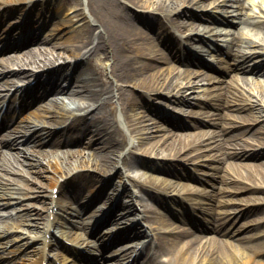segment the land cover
<instances>
[{
  "label": "bare ground",
  "instance_id": "obj_1",
  "mask_svg": "<svg viewBox=\"0 0 264 264\" xmlns=\"http://www.w3.org/2000/svg\"><path fill=\"white\" fill-rule=\"evenodd\" d=\"M5 0H0V3ZM22 1V0H20ZM130 4L137 7H143L147 10L154 7L157 11H160L162 13V17L154 12H148V16L144 17V12L141 13V20H145L146 18L155 19L162 21L163 23H167V21L171 22L172 24H177V26H185L187 27V23H183L185 19L183 17L190 18V28L195 29L197 25L200 23V21L204 18V15L207 16V13H197L194 12L191 7H178L183 4H188L193 6L195 3H199L202 0H158L156 3L150 2V0H127ZM150 2V3H149ZM156 4V5H155ZM155 5V6H153ZM205 6V5H204ZM131 6H128L127 3L123 2L122 0H90V13H92L91 17L92 19L89 20L90 26L89 31L95 32V35L97 37V43L95 46V50L99 53H103L105 56H110L113 59L112 64V74L117 76L118 79L123 80V82L126 84H133L135 87L139 86L140 88L143 87L146 90H155V92H159V88L168 89L170 90L174 86L173 77H170V73H173L172 68L168 67L165 72L161 71V67L157 66L155 64V61H159L162 63H165L169 61V59L166 56H159L160 49L158 48L155 39H153L151 36L146 35L140 25L137 21L140 20L138 18V14H136L137 19L134 17L133 13L129 9ZM211 16V14H208ZM88 18L87 16L85 17ZM182 20V21H181ZM228 22V18L224 19ZM88 23V25H89ZM96 25V27H93L92 25ZM183 23V24H182ZM203 25L204 24H200ZM92 26V27H91ZM206 27H209L206 25ZM99 29V30H98ZM97 31V32H96ZM65 33V31L63 32ZM63 33L59 34L60 36L63 35ZM197 35V34H196ZM194 37V35H191V38ZM61 45L58 46L62 50L72 51L74 49H78V45L76 44L71 49L69 48V45H65L67 43L62 42ZM256 54V53H255ZM254 54V55H255ZM42 53H38L35 51L34 48H29L26 51H23L21 54H8L5 55L1 59V69H0V76L2 77L0 82H3V84H9L10 81L15 80V78H23L28 76V70L25 68V65L31 63V64H38L40 65L41 62L44 64H47L46 60H41ZM251 57V56H250ZM43 59V58H42ZM152 59V60H151ZM40 60V61H39ZM148 60V61H147ZM261 61V60H260ZM262 63H257L254 65L255 71L262 73L264 75V58H262ZM13 62V63H12ZM191 62V60L189 61ZM15 64L18 66V69H10L7 70L10 65L9 64ZM171 65V64H170ZM54 71L58 73L61 69V67L56 66L54 67ZM82 74L80 76H75V73L70 77V81L68 85H64L63 83L60 84L59 79L58 82H56L55 89H52L51 91H56L58 93H66L68 95V99L66 97H58V96H50L52 92L48 91L46 93H35L36 101H44V103L41 105L39 111H37L36 116L37 120H32L26 123L25 127L27 126L29 130H31V135L29 137H26L21 134V128L19 127V124L13 125L10 127V134L9 136H13L12 139H8V141H5L4 143H7L8 145L14 144L16 147L19 148V145L24 142V139H26V142H30L33 145L40 146L43 143H46L50 147V149H45L44 151H37L29 152L24 151V149H18L20 152L23 153L26 157H31L34 160H28L27 165L29 170H34L38 173V177H42L47 179L49 178V185L52 189L55 186H58L59 188H62L63 192H65L66 185L62 182H60L59 176L65 175L67 173L68 167L72 166H91L96 170V172H99L103 167L110 166V164H115L119 167V163L116 159V156L118 153L123 154L121 156L122 160V166L124 165H132L134 163V160L130 158L129 161L128 155L126 152L124 153V148L130 147L132 145V139L129 138L126 139V135L123 134L121 126L119 124V121L116 117V112L114 109L107 108L109 103L112 101V92L114 88L110 85L108 80L103 79L98 74L95 73V71L90 67L86 66L85 69H82ZM151 71V72H149ZM161 71V72H160ZM160 72V73H159ZM66 74V73H64ZM164 74L162 79L159 80V76ZM143 75V78H139L138 76ZM63 77H66L65 79L69 78L68 75H63ZM161 77V76H160ZM170 77V78H168ZM70 86V87H68ZM118 95L121 97V102L123 104L124 113H125V119L127 122L130 123V126L133 127V129L137 130L139 123H142L143 119L144 121H148L149 126H155L154 122L151 121V117L145 118L146 116L142 117H136L134 115L130 114L131 109L138 103V97L136 96L133 91L128 89L127 87L121 85L118 88ZM257 98L260 101V103L264 104V84L258 82L257 87ZM121 90V91H119ZM29 96L32 95V93L28 94ZM27 95V96H28ZM159 96H163L164 94H158ZM26 96V97H27ZM241 97L240 100H244V95L241 93L239 95ZM177 99L180 102L188 103V98L184 95L177 96ZM84 100V101H82ZM69 101V102H68ZM226 103H228L226 101ZM244 103L239 102L238 103V109H245ZM225 102L218 103V107L224 106ZM136 107V106H135ZM60 109V110H59ZM92 109V110H91ZM43 110L44 112H40ZM62 110H65L67 113L73 114V122L75 130L80 133H83L82 141L87 145L86 147L83 146L81 149H73L71 147H65V150H59L58 148L62 146L63 142L65 144L68 143V140L64 139V133L59 130V132H55L51 129H48L47 126H41L43 122H49L47 119H51L53 117L58 116L59 114H62ZM90 112H89V111ZM134 110V108H133ZM159 110H161L159 108ZM75 111H88L89 113L94 112V118L89 120L86 116V114H80L76 113ZM64 114V113H63ZM264 114H261V116ZM149 116V115H147ZM141 118V119H140ZM251 121H254L251 126L247 127H241V132L239 135H245L246 133L250 132L254 139H258L259 134L263 132L264 129V118L259 121L260 118L258 116L253 115L252 117H249ZM256 121H259L256 125H253ZM138 124V125H137ZM145 128V127H144ZM147 128V127H146ZM140 131H143L142 128ZM139 134H142L141 132ZM187 134L185 133H177L172 134L171 141L166 142V140L162 141V138L157 140H150L151 142H143L142 144H145L144 147L146 148H153L157 145H159V151L157 154L160 155V153L165 154L172 148H175L176 151L182 150V148L185 146V144L191 141H194V137L190 136L189 138L186 137ZM151 138H154L153 135H151ZM168 138V139H169ZM89 139V141H87ZM250 138H245L243 141H249ZM229 141L230 139L227 138ZM69 143H72L71 140H69ZM149 143V144H148ZM184 144V145H183ZM182 146V147H181ZM85 149H89L90 151L85 152ZM129 154L132 153L131 147L129 148ZM1 151V150H0ZM233 153H228V156H232ZM235 157H238L241 160H245L247 158H250L251 155L249 151L243 150L240 152H237L235 154ZM9 154H4L3 152H0V166H2L4 169H7L8 163H12L11 158H8ZM264 157V155L260 156L259 158ZM47 158H54L55 159V168L53 167L54 174L53 175H46L45 173H42L43 169H47L48 167H51L52 169V163L49 165H45V167L41 168L42 163ZM221 159V158H220ZM229 161V160H227ZM52 165V166H51ZM234 164L229 161V167L233 166ZM239 165V164H237ZM241 166L249 168L252 173H249V176L246 177V179H242L243 181H246L247 179H250L254 181L251 183L250 186L248 185H242L240 184V189H248L252 193L256 192H264V170L260 168V165H264V161H261V163H246V164H240ZM40 166L39 168H37ZM156 166V165H155ZM155 166L153 168H155ZM161 169V168H158ZM28 170V171H29ZM118 171L121 172L122 170L118 168ZM111 172V171H109ZM258 172V173H255ZM261 172V173H259ZM107 173V171L105 172ZM4 175L0 172V209L6 206H9L11 204H15L12 209H7L8 211H15L17 212L18 217L22 216L24 219H22L18 224L13 222H6L5 217L0 214V220H2L5 224L0 225V237L6 238L8 236V232H15L18 233L16 237H14L11 240H19L20 238L27 237L25 243H30V240L33 239V241H42V237L40 236L44 233H47L51 226H54V222H58L59 218L55 216L54 220H50V218L42 211L44 208L49 209L52 203V207L58 206L60 209L63 207L65 208V204L62 202L61 198L58 199V201L54 204L53 200L47 199V194L45 193H38L36 194L39 198H42L43 203V209L42 207H38V205H34L30 210L27 212H21L19 211L20 206H16V203L22 200V198L26 197L24 194H18L23 192V186L19 183H16L15 186H11L9 181H5L2 179ZM256 180L260 182H256ZM37 181H41L40 179ZM125 182V181H124ZM44 182H40L39 186L44 185ZM162 184L161 181L155 178V176L150 175L148 173L147 177L143 181H137L136 185H139L141 188H146L145 192H147L150 196L155 197V193L151 192L152 185L160 186ZM90 184L88 185V187ZM110 186V189H113V191H110L108 194V191L103 193L105 189H108ZM35 188V187H34ZM33 188V189H34ZM175 189H180L179 187H175ZM29 189V188H28ZM83 189H81L80 192L77 193V198H82L81 195L83 193ZM109 190V189H108ZM52 192V191H51ZM99 192L102 193V195H105V198L108 197L113 193L117 194V192H114V188L111 186L109 181L104 182ZM134 193L131 191V195ZM63 195H65L63 193ZM86 195V194H85ZM84 195V196H85ZM101 195H99L96 199H94V196L86 199L83 198V202H85L89 207H92L95 205L96 201L100 200ZM251 196H249L250 198ZM123 199V196L121 197ZM51 200V201H50ZM120 201V199H119ZM23 202V201H22ZM100 204V203H99ZM2 206V207H1ZM99 205L94 206V208L91 210H88V219L91 221H94L98 218L103 210L100 212L97 208ZM131 206V204H129ZM144 208L146 211L150 213V217L153 218L155 222H161V224H164V218L162 216L155 217L154 210L147 204H144ZM75 215H79L80 213L78 208H74ZM130 210V209H129ZM78 212V213H77ZM112 210L110 211V213ZM253 212L252 207H246L241 208L239 210V215H249ZM71 213V212H70ZM74 214V213H72ZM13 216V215H12ZM79 222L86 224H93V222H89V220ZM108 219H114L117 220L118 217L114 215L108 216ZM24 220V221H23ZM2 222V223H3ZM64 223V222H62ZM76 223V220H74V224ZM7 224H10V228L7 227ZM22 224L27 225L28 227L35 228V229H42L38 230L40 232H35L32 235H23L25 232L24 228H20ZM73 226V225H72ZM66 227H70L69 225ZM31 229V230H33ZM71 228L63 229L59 228V232L67 235L72 242L75 245L78 246H84L86 249V252L84 253L85 258L89 260H95V264H100V258L98 256H95L93 251L88 246L89 244L93 243L94 246H97V242H93L92 240H89L86 244H84L83 240H80L81 232L75 231L71 234H69V231ZM30 230V232H31ZM32 233V232H31ZM192 234H195L194 232H191V230H182L178 231L177 233L171 235V236H163L164 240L162 244H159L158 247L164 248V250L168 251L167 254H172V264H202L203 262L205 264H238L237 261H241V264H264L262 260L254 259L252 256V252H255L258 250V256H262V251L264 250V244H255V249H251L250 252L246 251L244 247H247V245L243 238H239L240 241H242V247L243 254L241 258H239V250L236 249V245L233 243H229V246L227 249H225L224 243L219 244V239L217 237L214 238H207L206 241L209 240L210 244L205 242L202 245V248L200 249L199 246H196L198 242L203 237H200V239H194L193 237L190 239V236ZM39 238V239H38ZM80 238V239H79ZM180 238H186L188 243L180 246L179 251H175L174 247L179 246ZM85 239V238H84ZM190 239V241H189ZM11 242V241H10ZM214 242V247L213 246ZM8 242L5 241L4 244H7ZM218 243V244H217ZM212 244V245H211ZM75 245H68L67 250L71 253V255L76 257H80L83 255L82 252L78 249ZM6 246V245H5ZM205 246V247H204ZM20 247H18L19 249ZM16 249V250H18ZM225 249V250H224ZM35 249H32V251ZM38 250V248H37ZM101 255L102 259L105 257L106 249H101ZM37 251H34L33 255H37ZM257 252V251H256ZM65 261H71L73 258L63 255ZM237 261H236V260ZM28 262H25L26 264H37L36 257H30L27 258ZM23 263V261H20ZM146 264H168L165 261H158V259L155 257V255H151L149 257V260Z\"/></svg>",
  "mask_w": 264,
  "mask_h": 264
},
{
  "label": "rangeland",
  "instance_id": "obj_2",
  "mask_svg": "<svg viewBox=\"0 0 264 264\" xmlns=\"http://www.w3.org/2000/svg\"><path fill=\"white\" fill-rule=\"evenodd\" d=\"M10 1V0H8ZM13 2L11 3L12 6H14L11 11L12 12H19L21 10V7L24 6L20 5V7L15 5L21 4L22 1H16V0H12ZM46 4H44L42 2V0H39L38 2H35L32 6L33 10H38L40 8H42L43 5H47L50 6L51 9H53L52 14L45 18V20H42V28L40 30V38L41 40L36 41L35 43L32 44V46L34 47L35 51L38 53H42L41 56H45L47 58H55L54 60H56V62H58L59 60L64 59L66 56H72L75 53H72L74 51H67V50H62L60 47L61 42L63 41H67V39L71 38L72 36L77 37L76 35H79L80 38V31L83 32V28L81 27V25L79 24H83L85 22V26H87L86 24L89 23V20L92 19L91 15L92 13H90V0H60L59 2V6L57 8H55L56 6V2H51L54 0H44ZM123 2H127L129 6H131L129 9L133 10L136 6H133L132 4H130L127 0H122ZM158 0H150V2L152 3H156ZM245 1L246 5H247V13L250 16V20H260V22H264V13H259L260 9L259 8H264V0H243ZM254 3L253 6V10L252 8H250L249 3ZM149 2V3H150ZM219 2H213L211 0H202L199 3H195L193 6L188 5V4H183L181 6L178 7H191L193 10H195L198 13H202L201 11H210V12H214L213 15H217L220 16L219 14H217V12L222 11L221 13L223 15H226V9L227 6L223 7L224 9H220L219 6L215 5ZM222 4V1H220ZM58 5V4H57ZM156 5V4H155ZM153 5V6H155ZM206 5V6H204ZM256 5V6H255ZM223 6V5H222ZM140 7V6H139ZM19 8V9H17ZM23 8V7H22ZM230 10V8H228ZM57 10V13L55 12ZM80 10L82 11V13L87 16V19L82 18V15L79 16L78 14L80 13ZM153 11L157 14H161L160 11H155L153 9ZM230 12V11H229ZM46 14V13H45ZM254 14V15H253ZM162 15V14H161ZM242 17H246L245 11L243 10V13H241ZM247 18V17H246ZM238 19V18H236ZM8 20V19H7ZM75 21H77V23L74 25L73 28H71L72 24ZM159 21V20H158ZM155 23V26L150 27L149 29H147V27H142V31L148 35V36H155V31L159 30L162 31L161 28H159V24ZM6 22V21H5ZM94 24V23H93ZM84 26V27H85ZM90 26V23H89ZM94 26V25H92ZM203 25L198 24L197 27L201 28ZM217 26V25H216ZM68 31V34L70 35V37L68 38V36L66 37H61L60 35H58V31L61 30L62 28H64ZM159 28V29H158ZM73 29V30H72ZM225 29V28H224ZM188 31V32H187ZM185 32L189 33L190 30H187ZM229 31V30H228ZM81 32V33H82ZM183 32H180L179 34H181ZM264 35V23L261 25V27H259V29L256 30V28L254 27L253 24L251 23H237L236 26H233L231 28V30L228 32V37L227 38H223L224 40L221 42L222 44H224V46H228L232 44V40L240 38V49L243 51H249V49L252 47L254 48L257 44H256V40H258L260 37H262ZM227 36V35H226ZM225 36V37H226ZM223 37V36H221ZM44 40V41H43ZM155 41L157 42V40L155 39ZM68 42V45H71V43ZM72 42V41H70ZM73 43V42H72ZM158 43V42H157ZM159 46V45H157ZM28 46L23 47L22 49H26ZM160 50L162 49V51H160V56L164 55V51L163 48H161L159 46ZM264 51V48H256L255 51ZM26 51V50H25ZM12 53H14L12 51ZM44 58V57H43ZM108 63L112 62L111 60H105ZM155 64H157V66L161 67V71L165 72L166 70H168V67L172 68V72L170 73V77H173V88L166 91L163 90L162 87L159 88V92L164 93L166 96L165 97H160L157 96L155 94V92H150L146 89H144L143 87H134L132 84H123L122 81H119L118 78L116 76H114L111 72H110V64L108 69L98 66V69H102L103 70V75L102 78L109 80L112 88H114V92H112V96L113 99L110 103V105L107 107L109 108L110 106L114 107L116 110V115L117 118L120 122L121 127L125 130L126 134L128 135V137L130 136V138L134 141L133 143V149L135 152H137L138 155H140L138 157L139 160V165L142 166H149V162L151 164H154V158L157 152H161L159 151V145H157L155 147V149H151V148H146L144 147L145 144H142L143 142H151L150 140H157L162 138L163 140H166V142H170L171 141V137L172 134H177V133H186V137L189 138L190 134L188 135V132L191 131H195V130H178L175 129L173 127H171L170 125H168L167 123H165L164 119H160L157 115L152 114V108H155L156 105H159L160 107H171L173 108L175 105L174 102V94L175 93H182V90L178 91V88L180 86H183V90L184 92L186 91L190 96L193 95V93L195 91H198L197 93L206 97H217L218 94L220 92H222L225 88V86H227L226 84L221 85V83L219 82V80L221 79L219 74H216V76H210L208 74H201V75H197L195 77L196 81L200 82L202 79H204V81H206L208 84L206 86L204 85H200L197 84L196 82L194 83H188L187 81L190 80L188 79V76H190V74H188L187 72H184V69L190 70L189 68H192L190 66H182V65H178L177 63H171L170 64H166V63H162L159 61H155ZM95 66V65H94ZM26 68L28 69H33L37 68L34 65H28ZM104 68V69H103ZM160 71V72H161ZM151 72V71H149ZM159 72V73H160ZM161 76V77H160ZM159 76V80H164L162 79V77L164 76V74ZM139 78H143V75L138 76ZM168 77V78H170ZM212 77V78H210ZM249 77V78H248ZM247 77V74L245 72H241L239 74H237L235 76V79L233 81H231V83L229 84V93H230V101H231V105L225 107V114H229V117L224 121L227 122L226 125L228 126V128L232 127V129H229L227 136H231L235 133H238L237 131H239L237 128L241 127V126H251V121H249V116L248 113L251 112L252 114L258 116L259 121L262 120L263 116L260 117L261 111L262 114H264V104H260L258 102H256V97L255 95H258L256 90L258 87V82L264 84V75H249ZM232 80V79H231ZM192 84L194 86H192ZM120 85H124L127 86L129 88L132 89V91L138 95V103L136 104V107H134V110L130 111L131 115H134L135 118L136 117H142V116H146L145 118L151 117V121L149 122H154L153 124L155 126H149L147 123V120H142V123L138 125V129L134 130L132 126H130V123L127 122L125 120V113H124V108H123V104L121 102V97L120 95H118V89L117 87ZM141 86V85H139ZM223 87V89L220 88ZM4 86L2 84H0V88H3ZM208 88V89H205ZM204 89V91H200ZM250 92H255L256 94L254 95L253 93L251 94ZM143 93V95H142ZM244 95V99H247L244 103L246 105L249 104H253L255 105L254 110H250L248 109V107L246 106L245 109H240L241 112H239L238 110V106H236V104H238L237 102L239 101V95L240 94ZM237 99V100H236ZM236 100V102H235ZM83 101V100H82ZM185 108V107H184ZM36 110V109H35ZM35 110H31L29 112V115L27 116L28 119L30 118H34L35 119ZM174 110H176L174 108ZM189 110V108H188ZM183 111V110H182ZM186 111V110H185ZM151 113V114H150ZM149 115V116H147ZM27 119V120H28ZM259 121H256L253 125H256ZM26 123V121L24 120L22 122V125L24 126ZM145 127V128H144ZM147 127V128H146ZM142 128L143 131H140V129ZM23 133L27 134L28 133V128H23ZM130 130L132 132H130ZM142 134H139V133ZM151 135L154 136V138H151ZM260 137H258V139H254L253 135L249 132L246 135V138H250L249 141H245V142H241L240 144H238L237 146L239 147V149L241 150H261V146L264 145V133L259 135ZM169 138V139H168ZM189 143V139L188 142L185 144V146L182 148V150L176 151L175 148H172L171 150H169L168 152H166L165 154L160 153V156L158 157L159 160H157V162L160 164V166L164 167L165 170L163 171H153V173H151V175L155 176L156 179H158L161 182H164L167 186H174L176 184L175 179H177L176 177V170H183V163H186L187 165L194 167V169L196 168L199 171H204L205 169L202 168L201 165L198 164H203L206 166L205 164V160H206V155H204L206 153V151L212 147V145H208V146H195L193 149H190V144ZM79 145H81L82 143H78ZM149 144V143H148ZM188 144V145H187ZM210 144V142L208 143ZM259 144V145H258ZM184 145V144H183ZM24 147V146H23ZM47 147V146H45ZM74 147V145H73ZM182 147V146H181ZM33 148H40V146H33ZM203 148V149H202ZM230 150H234V148H229ZM87 151H90L89 149H86ZM15 151V150H14ZM128 152V151H127ZM195 153L200 154L201 156L198 158H194ZM147 156L149 158H147ZM119 157V156H116ZM23 158V156H22ZM28 160L33 161V158H27ZM166 159V160H164ZM195 160V161H194ZM261 161H264V157L261 158H250V159H245L243 161H238L237 163H235V165L231 166V167H226V162H222L220 164V167H224V172L221 171V173L223 172L224 175L228 176L226 177L227 180H229V183H223L224 180L223 178H218L216 177V181L218 182V184L221 186H223L224 184H228L229 186V190L232 191L233 193L230 194V196H227L226 198H228V200L230 202H234V204L237 205V207H240V205L244 206H250L252 207L254 210L251 213V215H248L247 217H243V219H241L242 221V225L241 227H246V226H251L254 225L260 221H262L264 219V211H262L261 208L264 207V194L261 193H255L252 194L247 192L246 189H241V190H237L240 186V184L242 185H250L251 182L249 181H243L242 179H246V177L249 176V173H252V171L244 166H241L240 164H246V163H261ZM52 163V170L53 167L55 166V159L54 158H48L46 160H44V162L41 165V168L45 167V165H49L50 163ZM191 164H190V163ZM196 162V164H194ZM239 164V165H237ZM40 167V166H39ZM219 167V168H220ZM24 169H27V166L23 167ZM22 168V169H23ZM55 168V167H54ZM136 168V167H135ZM260 168H262V170H264V165H260ZM145 169H151L150 168H145ZM207 170H205L207 173H212V170L209 167H206ZM21 170V169H19ZM51 170V167L47 166V169H43L42 173L46 172V175L50 176L54 173V171ZM107 170V168L103 171ZM126 170V169H125ZM144 168L143 169H134L131 168V170H129V172L131 173L133 180L134 179H145L146 175L144 174ZM148 171V170H147ZM150 173V171H148ZM258 173V172H255ZM261 173V172H259ZM209 174V175H210ZM19 175H15V176H11V178H17ZM222 176V174H221ZM42 178V177H38V173H36L35 171H31V173L29 174V179L28 177H26V180L28 182H30L31 185L33 186H38L40 184V182H44L47 183L49 181V178L46 177ZM33 179L35 180H41V181H37V182H33ZM254 182V181H253ZM252 182V183H253ZM256 182H260L258 180H256ZM131 187V184H129ZM163 187L165 185H162ZM134 188V186H132ZM131 187V188H132ZM136 190V188H134ZM159 191V190H157ZM32 193V192H30ZM137 193V192H136ZM139 198V204L140 203H144V202H148V199L144 196V201L140 200V193H138L137 195ZM251 196V200L247 201L248 197ZM222 197L220 195H218L217 197V201H220ZM27 201H32V200H27ZM228 202V201H227ZM235 205V207H236ZM263 227V226H262ZM258 227H253L252 231H250L251 233L256 234V232L259 230H257ZM239 248V247H238ZM241 250V249H240Z\"/></svg>",
  "mask_w": 264,
  "mask_h": 264
}]
</instances>
